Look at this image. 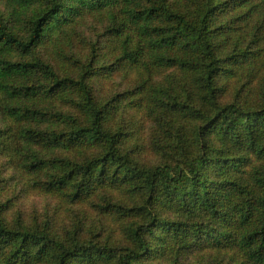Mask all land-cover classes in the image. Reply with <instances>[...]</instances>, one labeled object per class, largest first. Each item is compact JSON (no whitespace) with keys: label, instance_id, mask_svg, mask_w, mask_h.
I'll return each mask as SVG.
<instances>
[{"label":"trees","instance_id":"trees-1","mask_svg":"<svg viewBox=\"0 0 264 264\" xmlns=\"http://www.w3.org/2000/svg\"><path fill=\"white\" fill-rule=\"evenodd\" d=\"M0 2V146L74 154L25 170L98 209L58 228L0 203V264H264V0ZM88 18L113 64L35 56ZM114 69L132 82L102 97Z\"/></svg>","mask_w":264,"mask_h":264},{"label":"rangeland","instance_id":"rangeland-1","mask_svg":"<svg viewBox=\"0 0 264 264\" xmlns=\"http://www.w3.org/2000/svg\"><path fill=\"white\" fill-rule=\"evenodd\" d=\"M2 2L4 3V1ZM2 2H0V10L6 11L7 14V9ZM99 23L97 20L88 18L80 26L75 27L65 40L57 42L56 45L50 43L42 45L35 51V56L47 59L55 67L65 68L66 65L72 63L70 58L79 59L83 62L97 57L101 59L108 54L106 48L102 47L103 34L107 25L103 22ZM16 57L19 58V56ZM103 61L113 64L115 58H109L107 55L104 56ZM112 72L111 75L101 74L98 78V90L102 97H112L115 95L114 93L118 92L117 90L120 89L121 91L127 88L132 82V76L129 77L120 71L115 73V69ZM241 85L242 83L232 85L231 91L235 92ZM129 113L127 116L131 118V112L129 111ZM136 116L139 119L138 122L144 123L140 134L148 152V136L152 131L151 125L143 115L138 114ZM3 123V118L0 116V128ZM31 152L49 161L48 169L50 170L53 167L52 160L74 157V154L63 149L46 150L34 142L15 140L14 138L0 146V181H2L0 183V203L8 204L9 207L5 212L8 219L13 221L21 213L27 221L35 222L37 220L38 223H41L47 217H51L57 223V227L60 228L61 225H71L77 220L84 221L97 217V207L93 209L89 204L69 205L58 196L44 193L41 184L43 185L47 180V176L44 174L36 178L28 170H25V165L29 162L27 157ZM99 195L98 200L103 201L106 194L101 193ZM111 196L121 197L118 193H113ZM84 210H87V214L84 213Z\"/></svg>","mask_w":264,"mask_h":264}]
</instances>
